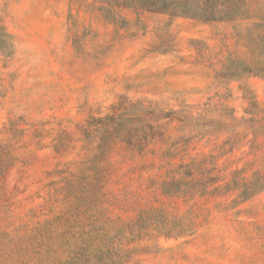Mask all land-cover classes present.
Instances as JSON below:
<instances>
[{
  "label": "rangeland",
  "instance_id": "rangeland-1",
  "mask_svg": "<svg viewBox=\"0 0 264 264\" xmlns=\"http://www.w3.org/2000/svg\"><path fill=\"white\" fill-rule=\"evenodd\" d=\"M205 2L0 0V264H264V0Z\"/></svg>",
  "mask_w": 264,
  "mask_h": 264
},
{
  "label": "trees",
  "instance_id": "trees-1",
  "mask_svg": "<svg viewBox=\"0 0 264 264\" xmlns=\"http://www.w3.org/2000/svg\"><path fill=\"white\" fill-rule=\"evenodd\" d=\"M245 6V0H206L204 7L200 11L199 18L206 21H234L240 18H254L253 15H249L247 10H243ZM262 21L264 22V19ZM245 74L260 77L264 80V53L258 60L250 62L249 66L242 62L231 60L222 76L226 79H236L241 78ZM246 187L250 191L249 195H246L247 197L263 191L264 177L255 174L252 181L249 182V186ZM243 194L247 193L245 192Z\"/></svg>",
  "mask_w": 264,
  "mask_h": 264
}]
</instances>
